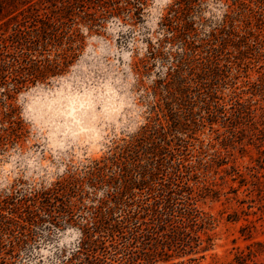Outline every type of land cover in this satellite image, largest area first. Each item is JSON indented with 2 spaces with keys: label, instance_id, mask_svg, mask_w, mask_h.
<instances>
[{
  "label": "rangeland",
  "instance_id": "obj_1",
  "mask_svg": "<svg viewBox=\"0 0 264 264\" xmlns=\"http://www.w3.org/2000/svg\"><path fill=\"white\" fill-rule=\"evenodd\" d=\"M59 1L17 4L28 16L58 9ZM175 1L143 0L138 18L105 16L92 31L78 26L75 50L64 42L51 51V58L61 56L59 69L15 94L22 126L0 145V264H264V0L193 3L200 38L216 30L221 47L230 31L241 37L223 50L213 96L195 108L186 135L199 210L195 238L176 241L158 231L126 249L104 237V251L77 253L82 224L64 223L57 181L82 174L146 122L151 98L139 79L149 85L169 63L158 61L143 77L133 65L163 38L161 23ZM85 190L104 195L103 188ZM38 191H50L51 212L32 220L25 199ZM85 213L74 209L75 222Z\"/></svg>",
  "mask_w": 264,
  "mask_h": 264
},
{
  "label": "trees",
  "instance_id": "obj_2",
  "mask_svg": "<svg viewBox=\"0 0 264 264\" xmlns=\"http://www.w3.org/2000/svg\"><path fill=\"white\" fill-rule=\"evenodd\" d=\"M59 2L58 9L44 14L34 10L27 16L17 0H0V145L22 126L13 102L15 94L59 69L61 56L51 58L53 49L67 42L71 43L68 49L75 50L72 45L80 37L78 26L85 25L92 31L105 16L132 20L138 18L144 4L143 0ZM194 2L176 0L161 23L163 38L150 43L146 57L134 62L140 77L158 61L169 63L165 74L158 72L149 85L139 79L151 98L144 125L82 174L62 178L53 188L61 201L64 223L82 224L83 238L77 253L82 249L104 251V237L110 238L111 246L122 243L126 249L141 238L152 240L158 231H169L176 241L195 238L191 232L198 224L199 210L194 186L189 185L193 168L184 156L186 135L195 108L199 104L208 106L213 96L212 84L223 65V50L241 37L230 31L225 41L228 43L221 47L216 30L200 38L192 15ZM166 44L170 45L168 50ZM63 55L65 60L67 55ZM86 185L94 191L103 188L104 195L96 198L94 193L91 197ZM49 194L38 191L25 199L31 201L28 207L32 220L42 211L51 212L47 208L51 206ZM90 199L93 202L89 203ZM76 208L86 212L79 215V222L73 218ZM49 212L45 213L51 216ZM89 258L87 253L90 262Z\"/></svg>",
  "mask_w": 264,
  "mask_h": 264
}]
</instances>
